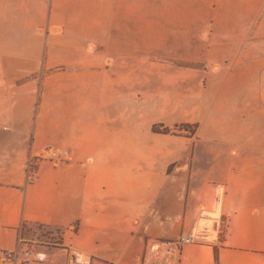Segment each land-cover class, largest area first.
<instances>
[{
	"label": "crops",
	"instance_id": "1",
	"mask_svg": "<svg viewBox=\"0 0 264 264\" xmlns=\"http://www.w3.org/2000/svg\"><path fill=\"white\" fill-rule=\"evenodd\" d=\"M200 222L179 264H264V0H0V250L166 264Z\"/></svg>",
	"mask_w": 264,
	"mask_h": 264
},
{
	"label": "built area",
	"instance_id": "2",
	"mask_svg": "<svg viewBox=\"0 0 264 264\" xmlns=\"http://www.w3.org/2000/svg\"><path fill=\"white\" fill-rule=\"evenodd\" d=\"M69 151L60 146L50 147L41 154H30L25 163L26 183L34 182L38 178V165L42 160L51 164H58L68 158ZM204 239L202 231L181 234L174 239H151L145 249V257L151 263L179 264L181 248L185 244ZM39 244H49L48 241L25 238L21 231L17 233L13 248L0 250V260L11 264H38L47 259L46 253L37 247ZM57 244V243H54ZM70 260L73 264H90L91 259L83 253L72 250Z\"/></svg>",
	"mask_w": 264,
	"mask_h": 264
},
{
	"label": "rangeland",
	"instance_id": "3",
	"mask_svg": "<svg viewBox=\"0 0 264 264\" xmlns=\"http://www.w3.org/2000/svg\"><path fill=\"white\" fill-rule=\"evenodd\" d=\"M195 126L190 124H180L175 125V127L168 128V126H165L162 122H155L151 125V131L153 133H159V134H167L170 132V134H174L176 136H183V135H192L194 132ZM221 230V225L219 226ZM41 240L48 241L49 243H58V241L55 238H44Z\"/></svg>",
	"mask_w": 264,
	"mask_h": 264
},
{
	"label": "bare ground",
	"instance_id": "4",
	"mask_svg": "<svg viewBox=\"0 0 264 264\" xmlns=\"http://www.w3.org/2000/svg\"><path fill=\"white\" fill-rule=\"evenodd\" d=\"M206 214V213H205ZM209 218L208 219H210V217H217L218 216V210L216 209L215 211H213V212H211V213H209L208 215H207ZM206 217V216H205ZM202 227H204V225H203V222H200L199 223V229H197L198 231H200V229L202 230Z\"/></svg>",
	"mask_w": 264,
	"mask_h": 264
}]
</instances>
